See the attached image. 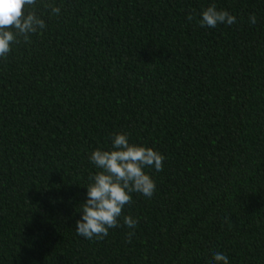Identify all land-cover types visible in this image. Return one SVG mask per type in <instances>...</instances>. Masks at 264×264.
<instances>
[{
    "label": "trees",
    "instance_id": "obj_1",
    "mask_svg": "<svg viewBox=\"0 0 264 264\" xmlns=\"http://www.w3.org/2000/svg\"><path fill=\"white\" fill-rule=\"evenodd\" d=\"M0 264H264V0H0Z\"/></svg>",
    "mask_w": 264,
    "mask_h": 264
}]
</instances>
